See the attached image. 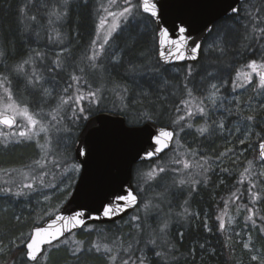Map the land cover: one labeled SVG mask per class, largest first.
<instances>
[{
    "label": "trees",
    "instance_id": "obj_1",
    "mask_svg": "<svg viewBox=\"0 0 264 264\" xmlns=\"http://www.w3.org/2000/svg\"><path fill=\"white\" fill-rule=\"evenodd\" d=\"M117 2L119 4L121 0H117ZM255 3L252 12H256L264 0H256ZM22 7L27 8L28 17L21 16L20 9ZM106 7L110 11L117 8L110 6L109 0H67V4H65V0H0V52L3 53L0 56V73H7L11 79L14 74H17L13 71L15 66L31 58L30 64L26 66L27 73L31 75L35 71L42 79L40 85L35 88L26 84L24 94L29 102V105L26 106L30 112L44 114V117L47 118L45 123L52 133L69 130L75 140L86 121L80 116V105L75 103V97L83 91L86 93V98L82 106L85 108V114H89V117L102 112H111L122 115L127 123L129 119L136 117L138 111L149 112L153 116L152 122L160 126L171 127L176 132L180 125L175 126L173 121L178 116L186 114V109H184L181 101L191 99L188 96L189 91L194 97L192 99L193 108L194 105H197L196 103L201 101H204V105H209L205 99L199 100L193 90L195 87L200 90L201 82L206 74L214 73L225 84L221 93L222 102L226 103L227 100L233 99L232 105L226 108L231 109V114L226 109L219 112V110H212L210 106H205L209 110L207 115L205 117L196 115L193 119L202 120V123L196 122L197 128L207 123L211 130L210 134L198 138L199 133L194 129L192 130L194 133L192 137L197 138L190 137L186 141L181 138L185 142L182 148L191 146L192 151L207 154L206 156L212 157L213 161L224 160L226 155H220L224 152L213 147L215 142L223 140L224 137L221 129L216 125L222 122L225 128L239 123L244 126L247 123L244 117L249 114L256 116V124L251 129L264 136V108L258 107L262 103L252 97L251 91L249 97L239 96L240 88L233 90L232 85V80L236 78L237 71L246 70L249 61L256 60V56L264 53V40L257 42L255 39L256 33L252 31L248 15H240L235 19H225L215 25L212 33L216 32L220 37H223L221 52L211 49L207 55L202 49L198 62L174 67H165L156 60L153 23L145 28L144 24L132 27L121 22L120 29L110 39L112 44L110 52L104 56L101 53L99 59L95 61L96 67H93V62L89 61L88 57L93 53L92 41L95 39V31L98 26L97 18L105 13L104 8ZM53 10L57 12L63 10L67 14L57 19L55 15H50ZM32 15L37 17L35 21L30 19ZM225 33H227L226 36H224ZM120 50H122L119 58L120 63H111V53ZM36 51L41 53L39 58L35 56ZM57 54H59L60 60L59 68H56L54 64L58 58ZM132 66L135 67V71H130ZM172 69H175L177 73L170 76L171 73L169 72ZM96 74L102 75L103 82H105L102 87H99L100 89H93L90 84L92 76L94 78ZM73 76L79 78V84L72 79ZM115 76L116 79L111 83L110 79ZM123 79L126 81L125 83L122 82ZM165 79H168L170 86L164 87L162 85ZM44 80L57 82V89L62 93L61 95L71 96L72 100L68 104H63L61 100L52 104L44 103L43 90L41 89ZM25 81L27 82V79ZM134 86L144 89L147 94L142 96L141 102H133L132 97H128L126 100L121 99V101L112 100L111 97L115 94L123 96L126 92L125 89H127V94H130L131 90H135ZM11 89H13L12 86ZM88 91H97L98 104L89 102ZM103 94L110 95L108 96L110 99L108 103L101 101ZM237 102L239 107H237ZM121 106L128 108L127 116L119 111ZM177 108L181 110L177 112ZM253 110H255L254 113ZM56 111H59L57 113L58 119L53 120L51 116ZM145 122L147 121L141 120L136 126ZM190 132L188 131V133ZM184 134L187 135L186 132ZM31 141L7 144V147L0 144V189L10 188L15 191L17 186L21 184L23 176L32 171L39 149ZM253 145L257 146V143L254 142ZM72 146L68 161L71 164H76ZM170 152L165 153L157 161L142 163L134 167L132 183L141 200H145L141 187L142 185H150V182L145 184L143 179L138 176L137 169L147 172L153 165L163 161ZM189 160L192 167H189L186 173L193 169V162L191 159ZM250 161L254 162L255 165L259 162L255 148ZM221 169H226V171ZM221 169L217 168L219 173L215 174L214 177L208 175L207 183H203L204 179H197L196 181H201V183L196 185V191H191L192 186H190L187 189L190 193L188 198L183 203L180 202L178 207L170 209V213L166 215L170 225L169 231L173 235L178 229L185 232L184 248L186 249H191L199 243H205L208 246V254L203 256V264H261V261H264V237L262 238V235L258 233L253 235L254 243L251 250H247L243 243L245 236L236 235V230H240L239 217L235 220L232 234L228 236L227 225L225 232L219 231V222L216 217L221 214L224 201H230L228 205L229 215L231 210L238 207L240 209V207L247 205L249 200V195L246 194L245 189L248 181H244L242 184L239 182L244 170L241 171L239 166L233 165L229 161H225ZM252 169L253 166L250 172ZM174 173L177 174L176 171ZM46 174L43 176L42 183L35 181L34 191L25 190L26 195L16 197L0 194V238L3 239L1 242L7 247L12 241L26 239L34 225L53 216L56 213L55 210L59 209L68 198L75 182L73 178L70 181V187L60 192L56 189L57 184L55 187L50 185L49 180L52 177L47 179ZM181 176L179 170L177 182ZM188 179L191 182L194 181L193 178L188 177ZM53 188L56 194H53L48 200L42 201L41 197H46L47 193H52ZM233 192L240 196L235 204L231 203L230 200ZM154 197L151 200L154 201ZM258 200L254 211L261 218L264 217V194ZM161 202L163 203L162 199ZM162 203L156 205L150 213H145L142 209L137 212L136 209L116 223L88 225L86 227H90L91 231L83 228L75 232L74 236H67L69 238L68 244L58 242L46 248L44 255L46 254L47 258L39 259L40 264H123V260L128 257L136 260L139 264V258L142 256L149 255L151 257L150 246L146 248L145 242L153 235V230L158 229L153 224L157 214H162L166 210L165 203H163L164 205ZM37 207L41 215L35 219L33 218L34 215H31V211ZM248 207H252V205L248 204ZM184 208H187L193 215L183 219L178 217L177 213L182 212ZM49 212L53 214H46ZM196 214L199 215V219H196ZM133 215L141 217V221L137 223L146 224L142 232L131 222ZM227 218L228 216H225V222ZM205 219L209 221V226L213 229L210 233H206L203 228L201 221ZM258 222L264 228V219ZM119 225H124V227H119ZM175 239L179 240V237L175 236ZM73 240L79 243L74 244L72 243ZM93 243L100 245L107 243L112 251L109 253L103 251L97 253L95 249L89 251ZM14 246H9L8 253L0 256V264H17L18 259H21L23 255L21 248ZM78 246L82 247V251L78 256H73L69 249ZM197 253V264H199L200 250L198 247ZM252 255H257L258 259L253 261ZM111 256H115L116 260L111 261ZM27 264L30 263L27 262ZM160 264H168V262L162 260ZM180 264H183L182 260Z\"/></svg>",
    "mask_w": 264,
    "mask_h": 264
},
{
    "label": "snow or ice",
    "instance_id": "obj_2",
    "mask_svg": "<svg viewBox=\"0 0 264 264\" xmlns=\"http://www.w3.org/2000/svg\"><path fill=\"white\" fill-rule=\"evenodd\" d=\"M244 2L245 0H196L198 7L214 9L216 10L217 15L213 19H207L203 21L202 27L199 29H195L189 21L180 17H176L172 20V24L174 26L173 30L176 33V38H172L169 28L166 26L161 27L162 22L165 24L167 23L163 20L167 7L166 0H161L160 3H158L157 0H135V2H133V0H121L119 4L117 0H109V5L119 8V10L110 11L109 8H104V12L107 13V15L100 17V21L96 30L97 38L92 41L93 53L88 57V60L93 62V67H96L95 61H97L101 53L104 52L105 45L109 44L110 38L113 36V34L117 32L118 29H120L121 22H123L126 26L132 27H135L138 24H144L145 28H147L149 24L154 23L156 25V40L160 46V59L164 63H171L173 60H195L197 58V54L201 50V44L193 40L191 48L189 49L191 30L208 31L211 33L215 26V20L220 18L235 19L236 17L240 16L242 14V4ZM65 4H67V0H65ZM20 13L22 17H28L29 15L26 7H22L20 9ZM66 14L67 13L63 10L58 12L53 10L50 15H55L57 19H60ZM247 15L249 16L252 31L256 33L255 39L257 42L264 40V26H262L264 25V19H262V16H264V7H260L256 12H248ZM109 17H111L110 24ZM30 19L35 21L37 17L32 15L30 16ZM146 20L147 22H145ZM106 25L107 31L103 36L102 42L98 44L101 29H104ZM210 25L212 27H210ZM226 35L227 33L224 34V36ZM221 39H223V37H221ZM2 55L3 53L0 52V56ZM35 56L39 58L41 53L36 51ZM57 56L58 58L56 61H54V64L56 68H59V54H57ZM112 59L114 62L120 63V59L116 56L115 52L112 54ZM30 61L31 58L20 62L15 66L13 71H15L17 74H23L27 79V85L35 88L37 85H40L42 78L35 71H33L31 75L27 73L26 66L30 64ZM246 66L248 69H251V72L237 71L236 78L232 81L233 90L236 88H243L246 84H251L252 73H255L256 76L259 77V81L254 90L260 91V93L264 95V62L251 60ZM130 71H135V67L132 66ZM241 77H243V82L237 83L241 80ZM72 79L76 81L77 84H79L80 80L78 77L73 76ZM0 88L3 89V97H0V100H5L6 98L4 110L0 111V125H4L10 129L15 127L17 131L12 132L11 136L18 137L15 141H10L9 137L6 135L5 147H7L8 142L21 143L23 141H30L33 138L39 137L41 133H46L48 131V125L45 124L41 119V113L30 112L27 106L20 107L16 103L13 97V91L11 89V81L7 73H0ZM211 88L214 89V91L206 99L212 103H215L216 93L219 92V88L216 84H212ZM65 91H67V89H65ZM97 91L87 92V98L92 104H98ZM125 91H127V89H125ZM188 96L191 99L181 101L184 109H186V114L178 116L177 119L173 121V124L180 125L181 132H183L185 128L191 129L193 127L191 118L195 117L196 115L201 117H205L207 115V109L204 105V101H201L198 106L193 108L192 99H194V97L192 96L191 91L188 92ZM85 98L86 97L84 94H78L75 97V103L80 105V116L84 120H89V114H85V108L82 106ZM71 100V96L67 98H61V102L63 104H68ZM237 107H239L238 102ZM258 107L264 108V103ZM176 110L179 112L181 109L177 108ZM226 110L231 114V109ZM9 111L11 112V115H8ZM119 111L125 116L128 115V108L125 106H121ZM254 112L255 110H253V113ZM17 116L22 117L26 121V124L17 123ZM51 118L55 120L56 115L53 114ZM152 119L153 116L151 113L138 111L134 119H129L127 121V127L124 126V122L121 120H107L102 118L99 121H91L89 123L88 129L85 130L84 136L80 140L82 146L77 149L78 157L82 158L81 162L73 164L71 169L76 173H80L81 168L84 167L85 176H87V166L94 159H103L108 154L109 149L111 148V145L116 137H119L125 141H132L126 144L129 164H135L137 161H151L154 157H159L160 153L168 148L174 141V138L179 136V133L168 128H158L155 131H149L147 127L142 129L136 127V125L139 124L141 120L151 121ZM244 119L247 122L244 125V128L250 132L251 128L256 124V116L254 114H249L244 117ZM93 124H95L96 127L93 128ZM216 126L221 130L225 128V125L222 122ZM195 130L200 136L210 134L211 131L207 123L196 128ZM237 131H240V129H237ZM0 135H3V133H0ZM256 136L259 150L258 157L261 162H264V136H261L260 133H257ZM136 138H139V142H136ZM246 141L247 135H245L244 138H241L239 143L243 145L246 143ZM176 143H179V141L176 140ZM37 144L39 145V140H37ZM248 147L254 149L255 145L249 143ZM232 151L233 149L229 148L227 149V152L221 153L220 155L225 156ZM192 154L195 155V153ZM173 162L182 163L185 170L189 169L190 167V164L187 161L175 160ZM35 163L41 168L44 167V164L41 163V160H37ZM197 167L203 168V165H197ZM251 167L252 161H249L248 167L244 169L243 173H241L240 183H243L247 178L245 177V173H248ZM221 170L226 171V169ZM167 171H169L168 168L157 165L152 167L147 172L137 169V174L141 179H143L145 184H148L150 181L157 180L161 174L166 173ZM174 171L179 174V169H175ZM208 171H210V169H204L203 174L205 175V179L203 180V183H207L206 173ZM260 175L264 176V173H261ZM27 179V176H25V180ZM39 180L41 183L43 182V175L39 177ZM34 182L35 181L23 182L17 186L15 191L10 188L0 189V194L12 195L16 197L26 195L27 193L24 191L25 189L29 190V192L35 190ZM187 182L188 181L185 179H179L178 182L174 179V184H176L177 187H182ZM199 183H201V181H192L191 191H196V185ZM221 183H223V181H221ZM51 186L55 187V185ZM255 188L256 184L254 182H250L248 195L250 197V204L253 206L247 207L248 215L245 217V223L252 221L253 228L256 227V221L253 220V214L254 206L258 199V195L254 191ZM69 195H71V193H69ZM77 196L85 202L80 203L76 197H73V203L76 204V207L72 209L70 215L64 216L57 214L55 221H53V223L47 228H38L27 239H20L18 243L15 241L13 242L15 246L21 248V251L23 252L20 264H27V262H32V264H40L39 258L41 254V246L43 244L47 243L51 245L54 240H60V237H65L64 240L60 241V243L68 244L69 238L65 236V233L74 236V229L85 228L87 231L92 230L90 227H86L87 221L114 220L116 217L122 216V214L126 213L130 208H136L137 212L142 209L145 213H150L151 210L159 203V198H156L155 201L141 200L127 180L114 182L102 192H93L89 188L87 182H84L82 189L77 191ZM47 199L48 197L46 196L45 200ZM239 199L240 196H238L236 192H233L230 198L231 203L235 204ZM90 201L98 202L97 207H90ZM229 202V200L224 201V208L221 214L217 215L216 217L217 221L219 222V231L221 233L225 232L226 230L224 218L225 216H228ZM138 203L139 207H137ZM185 203H187V201H185ZM237 210L239 211V207ZM55 211L58 213L59 209L57 208ZM46 214L52 215L53 213L49 212ZM192 215L193 214L190 213L187 208H184L182 212L177 213V216L181 219ZM17 219H19V217H17ZM196 219H199L198 214H196ZM260 219H264V217H261ZM139 221H141V217L139 215H133L131 217V222L135 224L136 227H138L142 232L143 225L141 223H137ZM56 223H59V227L55 228L54 231H50V229H52L53 225ZM231 224L232 217L228 216L227 225L230 226ZM169 227V221L164 219L161 221L158 229L153 230V235L145 242L146 248L150 246L149 251L151 252V257L149 255L142 256L139 258V264H149V261H151V264H160L162 260L168 262V264H180L181 260L183 261V264H197V247L200 250L199 264H203V256L208 254V246L205 243H199L191 249H186L184 248L185 232L178 229L175 235H173L169 231ZM203 228L206 232L213 231V229L209 226L207 219L203 221ZM260 230L262 233H264V228H261ZM237 235H239V233H237ZM175 236H178L179 240H176ZM72 243L78 244L79 242L73 240ZM244 248L251 250L249 243H245ZM92 249H95L97 253L101 251L109 253L112 251L107 243L103 245L93 243L89 251ZM181 249H183V251H181ZM3 250V246H0V252H3ZM69 250L73 256H78V254L82 251V247L78 246L74 249L70 248ZM46 258L47 257L45 254V259ZM110 259L111 261H115L116 257L111 256ZM251 259L256 261L258 256L252 255ZM123 264H137V261L132 260L131 257H128L127 259L123 260ZM261 264H264V261H261Z\"/></svg>",
    "mask_w": 264,
    "mask_h": 264
},
{
    "label": "rangeland",
    "instance_id": "obj_3",
    "mask_svg": "<svg viewBox=\"0 0 264 264\" xmlns=\"http://www.w3.org/2000/svg\"><path fill=\"white\" fill-rule=\"evenodd\" d=\"M255 2H256V0H250V1L246 2L242 6V14L241 15L247 16L248 12H252L253 6H254V4H256ZM261 7H264V3L262 4ZM114 10L118 11L119 8H114L112 11H114ZM105 15H107V13H104L102 16H105ZM99 21H100V17L97 18L96 23L99 24ZM110 23H111V17H109V24ZM106 31H107V25H106L105 29H102L99 42H102L103 36H104ZM101 35H102V37H101ZM95 39H96V34H95ZM111 45L112 44L110 41H109L108 45H105V50H104V52H102L103 56L107 55L110 52ZM221 47H222V39H221L220 35H218V33H216V32H213L212 35H210V37L208 38V40L204 43L203 50L205 51V54L208 55L209 51L211 49H215L217 52H221L220 51ZM122 50H123V48H122ZM122 50L115 52L116 56L118 58H120V53ZM113 53L114 52L111 53V56H110L111 58H112ZM256 60L259 62H264V53H262L260 56L259 55L256 56ZM111 63H116V62H114L113 59H111ZM243 72H251V69L247 68ZM169 73H171L170 76H172V75L176 74L177 71L175 69H172ZM213 77H215V78H213ZM115 79H116V76L112 77L110 79V82L113 83ZM25 80L26 79H25V76L23 74H14L13 77L10 79L11 86L13 87L12 91H13L14 100L16 101V103L20 107H24L26 105H29L28 98L24 94V90H25L26 84H27V82ZM103 81H104L103 76L96 74V75H94V78L92 76V81H90V84L93 87V89H97L99 87H102L103 84H105V82H103ZM258 81H259V77L256 76L255 73H252V83L246 84L245 87L240 88L238 95L239 96H248L250 91H251L252 97L259 100L261 103H264V95H262L260 93V91L254 90L256 88ZM122 82L125 83L126 81L123 79ZM241 82H243V77H241V80L238 81L237 83H241ZM212 84H216L219 88V92L216 93L215 103H212L211 101L206 99L214 91V89L211 88ZM162 85L164 87L170 86L168 79H165V81L163 82ZM224 86H225L224 81H222L219 78V76H217L214 73H208V74H206L204 80L201 82V89L199 90L198 87H195V89L193 90V93L196 94V97H198L199 100L205 99L206 103L209 104V105H205V106H207V107L210 106L212 108V110H219V112H221L224 109L229 108L233 102L232 98L227 100L226 103L222 102L221 93L224 90ZM57 87H58V83L55 81H49V80L42 81L41 89L43 90L42 98L44 100V103L52 104V103L60 101L62 97H64V98L67 97L65 94L61 95L62 93L57 89ZM134 87H135V90H131L130 94L129 93L127 94V91L125 92V94L123 96L120 94H115L111 97L112 100L121 101V99L126 100V98H128V97H132L133 102H136V103L141 102V100H142L141 98H142V96H144L146 94V92L142 88H138L136 86H134ZM80 94H84L86 97V93L84 91L80 92ZM108 96H110V95L103 94L101 96V101L103 103L105 101H106V103H108V101L110 100ZM0 97H3V89L2 88H0ZM5 102H6V98H5V100H0V111L4 110V103ZM260 102H258V103H260ZM199 103L200 102L196 103L197 105H194V106L195 107L198 106ZM124 105H125V103H124ZM208 111L209 110H207V113H208ZM57 113H59V111H56L54 113V115H56V119H58ZM8 115H11L10 111L8 112ZM16 119H17V123L26 124V121L22 117L17 116ZM41 119L43 120L44 123L47 120V118L44 117V114H41ZM196 122L202 123V120L201 119L198 120L196 118L195 119L191 118V123L193 124V127L191 129L185 128L183 132L180 131V127H177L176 132L179 133V136L176 137L170 154L163 161H159L157 164V165L164 166V167L168 168L169 171L161 174V176L158 177L157 180L150 181V185H146V186L142 185V187H141L142 195L144 196L145 200H151L155 196L154 199L159 198V203L157 205H160L162 203L161 199H162L163 203H165V205H166L165 206V209H166L165 212L162 214L158 213L156 218H155V223L153 224V226L156 228L159 227L162 220L166 219V215H168L170 213V209H173L174 207H178L180 202L183 203L184 200H186L188 198L190 193H188L187 189L190 186H192V182L188 179V177L190 179L193 178L194 180L205 179V175L203 174L204 169H210V171H208V174L206 173V176L212 175L214 177L215 174L219 173V171H217V168L221 169L223 167L225 161H229L233 165L239 166L240 170L243 171L245 168L248 167V162L253 157L254 149L249 148L248 144L249 143L253 144L254 142L258 143L257 136H256L257 131L251 129L249 132L240 123L239 124H233L231 126H228V128H224L223 130H221V132L224 135L223 140H219V141L215 142L213 145V147L215 149H220L224 153L227 152V149H229V148L233 149V151L231 153H228L226 155V158L224 160H219L218 162H216L215 160L213 161L212 157L206 156L207 154H204L202 152L192 151L191 146H189V147L187 146L186 148H182V146L185 143L184 141H186L188 138H190V137L191 138H197L194 136L192 137V135H194V133H192V130L197 128V126L195 125ZM181 123H183V122H181ZM174 125L179 126L178 124H174ZM237 129H240V131H237ZM15 131H17V129L15 127L11 128V129H6V128H3L2 126H0V133H3V135H0V144L5 145V136L6 135L9 137L10 141H15L18 137L11 136V133L15 132ZM188 131H191V132L188 133ZM184 132H186L187 135H185ZM245 135H247V141L245 144L241 145L239 143V140L241 138H244ZM200 137L201 136L199 135L198 138H200ZM181 138L184 139V141ZM37 140H39V145L37 144ZM176 140H178L179 143H176ZM73 141H74V138H72V133L69 130L68 131L62 130L60 133H52L49 128H48V131L46 133H41L39 137L33 138L31 142L35 143V145L39 149V151H37L38 153L36 154L37 158H36L35 162L37 160H41V163L44 164V167L41 168L40 166H38L34 162L33 167H32V171H30L29 173H26L23 176V180L21 181V183L33 182V181H37L38 183H40L41 181L39 180V177L41 175L44 176L47 173L46 174L47 179H49L50 176L52 177L49 180L50 185L57 184L56 189L60 192L68 189L70 187L71 179L73 178V180L75 181L76 177L78 175V173H76L75 171H73L71 169V166L73 164H71L68 161L70 148L72 146ZM14 143L15 142H8L7 144H14ZM256 149H257V146H255V152L257 151ZM192 153H195V155H193ZM256 154H257V152H256ZM189 159H191V161L193 162V169L189 170L187 173H186L187 170H185L183 168L182 163H174L173 162L175 160L187 161L190 164V167H192V163L190 162ZM258 160H259V158H258ZM157 165H153L152 167L157 166ZM197 165H203V168L197 167ZM252 166H253L252 172L249 171L248 173H245V177H247V178L244 181H248L246 183V187H245V189L247 191L246 194H248L249 183L254 182L256 184V188L254 189V191L257 193L258 199H259L264 194V176L260 175L261 173H264V163H262L259 160L257 165H255V163L252 162ZM176 167H177V169L180 170V173L182 174L180 179H185L186 181H188L182 187H177L176 184H174V179L177 181V174L174 173L175 172L174 170ZM25 176H27V178H28L27 180H25ZM239 182H240V180H239ZM35 185H36V183L34 182V187H35ZM25 190H27V189H25ZM53 194H56L54 188H53L52 193H50V194L47 193L46 196L49 199L50 197L53 196ZM159 195H160L161 199H160ZM41 199H42V201H46L45 197H43V196L41 197ZM258 199H257V202L259 201ZM248 204H250V197H249L247 205L240 207L239 211L237 210V208H234L233 210H231L229 212L228 216L232 217V224L230 226H228L227 221L225 223L228 226L227 234L229 236V234H232L234 231L236 218L239 217L241 224H240V230H236L237 231L236 235H237V233H239L238 236L244 235L245 237L243 239V243L244 244L249 243V246L251 249V246L254 243V239L252 236L253 235L255 236V234L258 233L259 235H262L261 237L263 238L264 233H262L260 230L261 228H263L260 225V223L258 222L261 219L255 213V211L253 214V220L256 221V227L253 228L252 221H248L247 223H245V217L248 215V213H247ZM38 210H39V208L37 207V209H34L32 211L31 215L32 216L34 215L33 218H35V219H37L41 215L40 211H38ZM227 220H228V218H227ZM203 221L204 220H202L201 222H203ZM208 224H209V221H208ZM124 225H126V224H124ZM124 225H119V227H124ZM145 226H146V224L143 225V227H145ZM206 233H210V232H206ZM2 240L3 239L0 238V246H3L4 250H3V252H0V256L2 254H6V252L9 250V246L12 247L13 245H15L13 243L14 241H12V243L7 247L6 244L1 242ZM239 241H241V239H239ZM15 242L18 243L19 241H15ZM247 250H249V249H247ZM39 259L44 260L45 255L43 254ZM20 261H21V259L19 258L17 261V264H20Z\"/></svg>",
    "mask_w": 264,
    "mask_h": 264
},
{
    "label": "water",
    "instance_id": "obj_4",
    "mask_svg": "<svg viewBox=\"0 0 264 264\" xmlns=\"http://www.w3.org/2000/svg\"><path fill=\"white\" fill-rule=\"evenodd\" d=\"M246 1V0H245ZM158 3L161 2V0H157ZM167 7L164 13V18L163 20L166 21L167 23L165 24L164 22L161 23V27H168L170 30V34L172 38H176V33L173 30L174 26L172 24V20L175 19L176 17L183 18L187 21H189L195 29H199L202 27V22L207 20V19H213L216 15L217 12L214 9H205L202 7H198L196 4V0H166ZM150 19V18H149ZM225 18H220L215 20V25L224 20ZM178 23V21H177ZM154 29L156 28V25L153 23ZM210 27H212L210 25ZM208 31H199V30H191V36L189 38V49L191 48L192 41L195 40L197 43L201 44V50L197 54V58L195 60L192 59H185L182 61H176L173 60L171 63H164L160 59V46L157 43L156 40V56H157V61L162 64L163 66L166 67H172L176 65H183V64H190V63H196L201 55L202 47L204 45L205 40L207 37L210 35ZM155 38H156V32H155ZM107 119V120H121L124 122V126L127 127L128 124L126 123L125 118L122 115L116 114V113H110V112H102L98 113L92 117L89 118V120H86L84 126L80 130L79 134L77 135L74 147H73V155L76 163H80L81 159L77 155V149L81 147L80 140L84 136L85 130L88 129L89 123L91 121H99L100 119ZM7 129L8 127L1 125ZM92 127H96L95 124L92 125ZM137 128H145L149 131H155L158 128H168L171 129L170 127H162L159 126L153 122H146L140 126H136ZM90 130V129H89ZM172 130V129H171ZM132 142V141H125L122 140L119 137H116L111 145V148L109 149L108 154L103 158H97L94 159L90 164L87 166L88 167V175L85 176L84 172V167L81 168V172L78 175V178L76 180V183L73 187V190L71 192V195L68 197V199L65 201V203L61 206L59 209V212L55 213L53 216L50 218L46 219L42 223L34 226L31 229L30 235L38 228H47L50 224L55 221V217L57 214L59 215H64L68 216L71 214V211L73 208L76 207V204L73 203V197H76V199L80 203H84L80 197L77 196V191L82 189L84 182H87L89 188L93 192H102L106 190L112 183L122 181V180H127L129 184L132 186V172H133V167L139 163H147L151 162L154 160L159 159L163 154L168 152L171 149L172 143L168 148H166L162 153H160L159 157H154L153 160L151 161H137L135 164H129V157L127 155L126 151V144ZM136 142H139V138H136ZM258 144H257V155H258ZM264 163V162H263ZM134 190V188H133ZM135 192V190H134ZM136 193V192H135ZM90 207L95 208L97 207L98 202H93L90 201ZM139 204V203H138ZM138 206V205H137ZM136 208H130L128 211L122 216L116 217L114 220H96V221H87V225H108L115 223L127 215H129L133 210ZM95 214V213H93ZM59 227V223H56L53 225V228L50 229V231H54L55 228ZM82 228H77L74 229L73 232L79 231ZM70 234L65 233V236H69ZM65 237H60V240H54L51 245L61 241ZM50 244H43L41 246V255L43 254L45 248L51 246ZM32 263V262H29Z\"/></svg>",
    "mask_w": 264,
    "mask_h": 264
},
{
    "label": "bare ground",
    "instance_id": "obj_5",
    "mask_svg": "<svg viewBox=\"0 0 264 264\" xmlns=\"http://www.w3.org/2000/svg\"><path fill=\"white\" fill-rule=\"evenodd\" d=\"M5 45H6V44H5ZM6 49L8 50V47H6ZM8 51H9V50H8ZM155 57H156V60H157V56H156V55H155ZM157 62H158V61H157ZM158 63H159V62H158ZM72 151H73V150H72ZM33 210H34V209H33ZM31 214H32V211H31ZM34 226H36V225H34ZM34 226H33V227H34ZM33 227H32V228H33ZM30 232H31V231H30ZM29 236H30V233L28 234L27 238H28ZM27 238H26V239H27Z\"/></svg>",
    "mask_w": 264,
    "mask_h": 264
}]
</instances>
